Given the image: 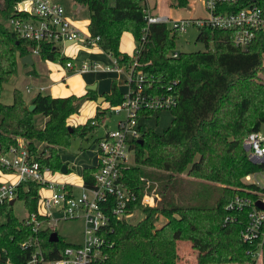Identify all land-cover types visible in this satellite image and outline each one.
Returning <instances> with one entry per match:
<instances>
[{
    "label": "trees",
    "instance_id": "16d2710c",
    "mask_svg": "<svg viewBox=\"0 0 264 264\" xmlns=\"http://www.w3.org/2000/svg\"><path fill=\"white\" fill-rule=\"evenodd\" d=\"M3 1L0 14L9 19L18 0ZM73 2L88 9L89 34L99 36L101 48L127 67L133 58L120 52L119 39L123 31L129 30L137 42L134 55L146 89L160 93L171 86L177 98L176 106L169 109L172 117L167 128L157 133L147 127L133 145V162L122 168L121 181L136 196L127 211H138L142 217L129 221L110 216L103 258L94 264H178L180 240L211 241L198 254L197 264H253L258 241H245L241 236L248 220L247 209L227 206L236 197L256 200L264 191L245 180L251 174H264V162H251L243 146L247 135L264 124V82L257 79L264 32L256 33L243 50L233 44L231 32L197 27L196 40L204 42L206 49L188 53L181 50L173 57L174 41L182 32L165 23H152L141 40L146 22L140 0ZM251 4L264 7V0H234L219 4L218 11H236ZM35 47L44 60L61 65L72 60L53 42L22 38L0 21V146L8 151L20 140L42 166L59 171L63 165L59 149L68 147L71 137L91 133L109 107L122 101L123 92L112 79L109 92L102 93L108 106L97 105L92 118L71 130L68 117L78 112L84 98L96 100V91L65 97L38 92L26 102L15 88L12 101L4 103L1 97L5 84L16 74L19 60L26 55L32 58ZM30 104L34 105L32 110L28 109ZM159 112L147 111L145 115L154 116L157 122ZM37 116L45 118L41 125L37 124ZM94 170H82L85 187L93 186ZM39 190L35 182H22L17 187L16 199L23 201L28 215L37 212ZM145 196L156 200L152 205L142 204ZM52 232L46 228L34 233L26 218L13 213L10 201L0 203V264H28L33 251L28 242L35 236L46 258H59L72 243L58 234L55 241H50ZM261 249L264 264V240Z\"/></svg>",
    "mask_w": 264,
    "mask_h": 264
},
{
    "label": "built area",
    "instance_id": "2783aa9c",
    "mask_svg": "<svg viewBox=\"0 0 264 264\" xmlns=\"http://www.w3.org/2000/svg\"><path fill=\"white\" fill-rule=\"evenodd\" d=\"M143 18L146 22L144 35L148 26L152 23H165L171 29L185 32L189 26H209L231 32L233 44L240 49H247L254 39L256 33L264 32V7L251 4L236 11H218L219 4L233 2L234 0H202L207 16L194 19H170L167 15L157 14L148 4L147 0H140ZM7 27L17 33L20 37L39 42L76 43L78 39L87 47H99V36L84 35L83 31L69 19L64 7L57 0H18L13 8L12 16L7 19ZM83 35V38L81 37ZM141 42V41H140ZM102 49V48H101ZM105 51V50H104ZM106 52V51H105ZM111 62L105 68L100 64L85 61L78 68L79 73L97 71L103 68L108 73L124 74L126 91L123 92L122 101L109 107L110 113L125 112V117L117 121L114 131H105L98 136L94 144L96 146L97 163L93 172V186L85 187L83 179L81 184L51 183L45 175L52 173L37 161L22 141L10 146L8 151H3L0 146V168L15 176L14 181L1 182L0 203L16 199L17 187L22 182H35L40 185L37 212L26 217V223L30 224L32 231L36 234L41 229L49 228L54 231L53 226H44L39 221V216L54 219L81 218L84 222L81 243L66 246L61 256L48 259L42 252L38 238L28 244L32 245L33 251L28 264H94L103 258L102 249L107 244L106 232L110 216L127 218L133 212L128 213V207L136 200V196L124 185L122 179V168L129 165L134 159L135 142H139L143 131L150 127L148 121L154 116H146L147 111H163L175 107L176 95L168 86L166 91L151 93L145 87L144 75L135 60L127 67L115 56L106 52ZM39 55V48L32 49V57ZM178 55L177 51L171 54ZM65 68L73 70L72 61L66 62ZM177 81H173L176 83ZM44 88L37 90L40 92ZM30 92V88L26 87ZM97 125V122H91ZM248 159L253 163L264 162V133L253 131L247 135L243 142ZM264 178L263 173H256ZM253 174V175H256ZM249 178V177H248ZM254 183L264 189V185L257 180ZM74 188H80L76 194ZM155 198L145 196L142 204H152ZM260 200L264 203L263 194L256 200L236 197L228 204V208L247 209V223L241 230V236L245 241H258V249L253 254L255 260H260L262 255V242L264 240V208L259 209L255 202ZM40 203L44 212H40ZM59 213L56 217L53 214ZM22 247H26L23 244Z\"/></svg>",
    "mask_w": 264,
    "mask_h": 264
},
{
    "label": "rangeland",
    "instance_id": "374dc122",
    "mask_svg": "<svg viewBox=\"0 0 264 264\" xmlns=\"http://www.w3.org/2000/svg\"><path fill=\"white\" fill-rule=\"evenodd\" d=\"M57 1L64 7L66 16L83 31L85 36L88 35V9L82 5H79L77 10L73 9V6L75 5L73 0ZM3 2V0H0V8H2L1 6H3ZM109 2H113V0H109ZM148 3L154 9L155 13L167 15L169 18H191L199 17L205 14V7L201 0H185V3L182 5H180L177 0H148ZM188 3H192L191 6H189ZM0 21L7 27V19L1 16V14ZM168 26L170 25L168 24ZM197 34L198 28L196 26H189L185 32L175 39L173 51L180 52L182 49H186L190 52L205 50V43L196 40ZM81 37L83 38V35ZM136 46L137 42L135 41L133 34L129 30L123 31L119 39V50L122 53L133 56ZM57 48L63 55L68 56L73 60V70L67 71V68H65L64 65L61 66L58 62L44 60L40 58V56L36 55L32 57L33 64H24L21 60H19L17 72L5 84L1 100L4 103H10L12 101V93L15 88L21 91L25 100H29L33 97L37 92L36 90L40 87L44 88L40 91L41 93L50 94L54 97H65L71 95L83 96L87 92L86 85L91 84L90 82L96 83L98 92H101L107 91L110 88L112 79H117L118 82L116 81V84H118L117 86L120 91H126V85L123 83V78L120 79L118 74L103 71V68L111 62L110 57L103 49L99 47L95 48L84 46L82 44V40L80 39H78L76 43L68 45H64L59 42L57 43ZM85 61L98 63L103 68L97 71H90L85 74L75 73ZM64 75L67 76L63 77ZM257 75V79L264 82V53L262 57V67L257 70ZM26 87L30 88V92L26 91ZM96 104L97 103L93 100L84 98L79 105L78 112L68 117V127L83 124L88 119L92 118L95 114ZM107 106V102H104L101 107ZM37 117L39 118V120L37 118V124L39 125L42 121V116ZM124 117V111L119 113H110V111H108L102 122L98 124L91 133H86L85 137H71L68 147L59 149L63 162L62 164L66 165L68 171L66 173H62L60 170H51L52 173H47L45 175L47 180L51 183H70L72 185L79 186L82 181V170L84 168L96 166L97 158L95 152L96 146L94 144L95 139L102 135L105 131H114L117 128V121L119 119H123ZM171 117L172 115L168 110H163L159 112L157 122L154 118H152L147 123L157 133H161L170 124ZM260 131L264 133V124H262ZM41 145L42 144H39V146ZM15 179L14 175H10V173H6L2 168H0V182L14 181ZM245 180L248 182H254V180H257L259 184L264 185V178L258 174L248 175ZM74 189L76 194H79L81 191L80 188ZM151 203H154L153 199ZM40 206V212H44V208L41 203ZM13 213L20 219L30 217V214H27L23 201L20 199H15L13 203ZM141 217L142 214L140 212L133 211V213L126 219L129 221H135ZM5 219V216L2 217L3 221H5ZM39 221L44 226L49 225V222H51L50 226H53L54 232L62 237L67 243L78 244L82 241L84 222L81 218L50 220L49 217L39 216ZM206 249L207 248L204 244L195 243L191 240L178 241V264H197L198 254L204 252ZM235 264L251 263L239 262ZM253 264H261V260H255Z\"/></svg>",
    "mask_w": 264,
    "mask_h": 264
},
{
    "label": "crops",
    "instance_id": "0c3cea01",
    "mask_svg": "<svg viewBox=\"0 0 264 264\" xmlns=\"http://www.w3.org/2000/svg\"><path fill=\"white\" fill-rule=\"evenodd\" d=\"M202 1V0H201ZM147 2H148V0H147ZM203 2V1H202ZM149 4V3H148ZM191 4L192 3H188V5L189 6H191ZM204 5V4H203ZM77 5L75 6H73V9H75V10H77ZM154 10V9H153ZM155 12V11H154ZM207 16V12H206V10H205V14L204 15H202V16H199V17H191V18H189V17H179V18H170V19H173V20H175V19H196V18H203V17H206ZM169 17V16H168ZM68 44H73V43H65L64 45H68ZM95 48H98V47H95ZM121 52V51H120ZM122 53V52H121ZM72 61V63L74 64V62H73V60H71ZM33 64V63H32ZM61 65V64H60ZM61 66H63V65H61ZM70 69H67V71H69ZM75 73H79V72H75ZM85 73H87V72H85ZM85 73H80V74H85ZM108 73V72H107ZM115 74H117V73H115ZM67 75H64L63 77H66ZM118 76L120 77V79H122L123 78V83L125 84V76H124V74H118ZM81 81H82V79H81ZM116 81H117V79H116ZM118 82V81H117ZM91 84H87L86 85V90L87 91H89L87 88L88 87H92V86H95V89H93V90H91V91H97L98 92V90H97V84L96 83H92V82H90ZM118 85V84H117ZM110 89V88H109ZM109 89L107 90V91H101V92H96V94H97V98L98 97H100V96H102V93L103 92H109ZM37 92L35 93V95L39 92L38 90H36ZM34 95V96H35ZM33 96V97H34ZM33 97H31L29 100H25L26 102H29ZM54 97V96H53ZM97 98H96V100H93L94 102H96L97 103ZM25 99V98H24ZM105 102V99H104V101H101V103L100 104H96L95 105V111H96V107H97V105H101L102 106V104ZM102 108H104V107H102ZM38 120H39V118H38ZM42 121H41V123L39 124V125H41L44 121H45V118L44 117H42V119H41ZM67 171H68V168H67ZM195 243H201V244H204L205 245V247L206 248H208L210 245H211V242H209V241H202V242H198V241H194ZM229 264H235V263H229Z\"/></svg>",
    "mask_w": 264,
    "mask_h": 264
},
{
    "label": "water",
    "instance_id": "95a60500",
    "mask_svg": "<svg viewBox=\"0 0 264 264\" xmlns=\"http://www.w3.org/2000/svg\"><path fill=\"white\" fill-rule=\"evenodd\" d=\"M75 6H76V5H75ZM182 51L185 52V53L190 52V51H188V50H186V49H182ZM21 61H22V63H24V64H32V63H33V60H32V58L30 57V55H26L25 57H23V58L21 59ZM87 89H88V90H89V89H90V90H93V89H95V86L88 87ZM101 101H104V97H103V96H100V97L97 98V103H98V104H100ZM33 108H34V105H33V104H30V105L28 106V109H29V110H32ZM68 129L71 130V127H68ZM60 171H61L62 173H66V172H67V167H66L65 164H63V165L61 166ZM14 201H15L14 199L10 200V204L13 205ZM255 205H256L259 209H263V208H264V203H262L260 200H257V201L255 202ZM53 215L56 216V217H60V216H61L59 213H54ZM56 239H57V233H56V232H52V234L50 235V241H55Z\"/></svg>",
    "mask_w": 264,
    "mask_h": 264
}]
</instances>
